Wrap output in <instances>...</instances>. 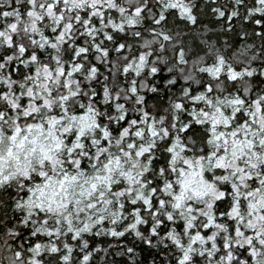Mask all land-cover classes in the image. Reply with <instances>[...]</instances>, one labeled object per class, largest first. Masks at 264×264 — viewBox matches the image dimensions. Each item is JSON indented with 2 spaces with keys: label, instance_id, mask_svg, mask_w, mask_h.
I'll use <instances>...</instances> for the list:
<instances>
[{
  "label": "snow or ice",
  "instance_id": "1",
  "mask_svg": "<svg viewBox=\"0 0 264 264\" xmlns=\"http://www.w3.org/2000/svg\"><path fill=\"white\" fill-rule=\"evenodd\" d=\"M0 264H264V0H0Z\"/></svg>",
  "mask_w": 264,
  "mask_h": 264
},
{
  "label": "trees",
  "instance_id": "2",
  "mask_svg": "<svg viewBox=\"0 0 264 264\" xmlns=\"http://www.w3.org/2000/svg\"><path fill=\"white\" fill-rule=\"evenodd\" d=\"M202 20H203L204 23L208 22V18L207 17H202Z\"/></svg>",
  "mask_w": 264,
  "mask_h": 264
}]
</instances>
